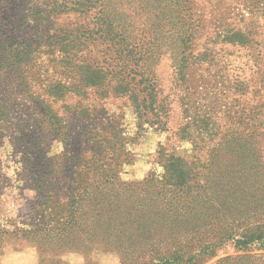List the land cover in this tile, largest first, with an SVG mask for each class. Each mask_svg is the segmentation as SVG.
Wrapping results in <instances>:
<instances>
[{
  "label": "rangeland",
  "instance_id": "obj_1",
  "mask_svg": "<svg viewBox=\"0 0 264 264\" xmlns=\"http://www.w3.org/2000/svg\"><path fill=\"white\" fill-rule=\"evenodd\" d=\"M56 1L0 0V264H123L109 246L68 243L51 230L56 213L80 179L114 175L133 187L161 177L171 155L189 162L194 185L238 190L255 212L246 223L264 224V0H175L165 17L141 2ZM189 32L193 54L212 59L184 75L178 37ZM135 44L149 51L139 65ZM133 64L156 86L141 120L132 95L148 92L140 75L132 80ZM88 68L104 80L88 85ZM255 246L227 241L205 264L263 263L264 245ZM138 254L132 263L149 258Z\"/></svg>",
  "mask_w": 264,
  "mask_h": 264
},
{
  "label": "trees",
  "instance_id": "obj_2",
  "mask_svg": "<svg viewBox=\"0 0 264 264\" xmlns=\"http://www.w3.org/2000/svg\"><path fill=\"white\" fill-rule=\"evenodd\" d=\"M50 1L52 7H57L56 0ZM99 1L70 0V3L73 5L71 8L75 9ZM110 1L108 0L109 3ZM127 1L149 4V13L155 17L167 16L169 7L175 2L123 0V3ZM67 5L64 4V7ZM105 22V33L108 35L110 26L114 27L115 22L108 18ZM116 33L118 37L111 35L112 38H118L119 42L120 39L124 42L126 33L128 40H131V34L127 31L125 34ZM227 37L231 39L232 36ZM178 39V49L183 50L180 58L181 73L184 74L190 64L202 65L211 61L212 57L208 58L204 54L196 56L190 50L193 48L195 32L180 35ZM133 48L139 56L131 50L129 57H133L137 65L140 61H147L149 51L145 46L139 48L135 44ZM126 68L129 69L132 80H136L137 75L141 76L139 85H144L141 91L148 92L143 100L136 93L132 95L141 120L156 103V86L144 71L136 70L135 64ZM87 70L88 85L95 86L104 80L100 69ZM127 88L128 86H124L122 89ZM163 166L164 173L161 177L152 172L143 183L133 187L123 184V189L114 175L102 179L93 178L91 181L87 180L88 177L80 179L78 185L70 187L66 205L68 209L58 210L57 224L51 230H58L59 235L65 233L70 240L68 243L74 247L97 243L114 248L122 253L123 264H135L130 261V255L135 253L149 256L141 264H205L227 241H233L241 251L251 250L255 245H264V224L246 223L251 217H255V212L243 210L246 207L237 198L238 190H233L231 195H224L217 183L204 187L194 185L193 181L198 174L180 156H169ZM81 238L86 242L80 241ZM255 257L226 256L216 264H255L256 261L251 260Z\"/></svg>",
  "mask_w": 264,
  "mask_h": 264
}]
</instances>
